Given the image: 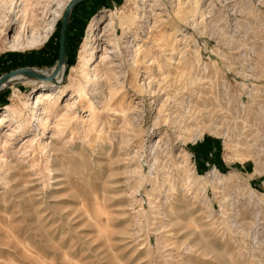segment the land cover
Segmentation results:
<instances>
[{"label":"rangeland","instance_id":"374dc122","mask_svg":"<svg viewBox=\"0 0 264 264\" xmlns=\"http://www.w3.org/2000/svg\"><path fill=\"white\" fill-rule=\"evenodd\" d=\"M64 1L51 10L63 13ZM134 1L150 26L137 29V59H155L137 64L153 77L142 95L121 73L125 88L97 105L91 128L58 110L56 134L29 113L41 81L0 90V114L9 106L32 122L30 134L0 124V264H264V0H199L189 27L175 0H83L71 10L63 83L90 20L104 14L102 28L109 13L130 16ZM60 20L45 42L14 49L0 23V75L52 70ZM40 141L58 149L47 169Z\"/></svg>","mask_w":264,"mask_h":264},{"label":"bare ground","instance_id":"6f19581e","mask_svg":"<svg viewBox=\"0 0 264 264\" xmlns=\"http://www.w3.org/2000/svg\"><path fill=\"white\" fill-rule=\"evenodd\" d=\"M54 1L58 2L59 0ZM70 1L71 0L64 1L63 9ZM51 2L52 0H0V23L3 24V34L5 35L4 39L8 47L12 49L22 46L32 47L46 41L62 13V7L58 10H51ZM199 4V0H175V5L172 9L174 16L176 19L187 24V26L188 24L193 26L195 25L194 23L196 18L201 17L203 14ZM137 5L138 4L134 1L136 11L127 17L122 14L114 15L109 13L107 22L102 28L100 25L106 20L104 14H100L98 17L90 20L80 46L78 57L79 62L75 68V76L72 78L67 77L69 78L68 82L63 83L64 73L66 70L64 60L59 72L54 76L53 80H39L41 81L40 86L37 89H32L31 94H34L35 96L32 97L31 102L27 104L30 111L29 113H31V118L33 122L35 121V125L39 124V128H48L52 132H56V134H61L64 129L63 126L60 125L62 123H56L57 121L52 119L53 114L59 110L58 112H61L60 116H65L64 114H67L68 116V113L73 114L71 121L75 126L79 124L81 127L91 128L93 124L96 123V118L93 114L97 110V105H101L102 108L106 107L111 103H109V101L114 99L115 96H117L118 91L124 87V82H118V75L121 73L123 74V79L127 80V87L131 88L135 93H137V91H142V95V93H144L143 91L147 90L145 89V86L152 80L153 77L148 75V69H143L142 73H139L137 64H146L147 66L153 63L152 60L155 59H151L152 56L147 59H144L143 57V60L137 59V40L140 37L139 33H137V29H141L143 31L145 28L148 29L150 27L145 13V7H140L141 14H139V12H137ZM50 10L52 11L51 13ZM165 45V48L169 47L166 51L171 53V44ZM179 48L181 47L179 46ZM30 69L45 76L50 75L53 70V68L49 71H41L35 68ZM24 77L25 76L22 74H17L13 78L3 82L0 86V90L8 85L9 82H14L16 78L21 80ZM156 89L159 90V88ZM67 91L71 92L68 96H73L74 99L68 101V104L66 103L62 105L64 106L63 108L60 104H58V97L59 95L65 94ZM52 94L53 96H51ZM121 104L123 103L121 102ZM78 107L80 108L79 113L85 114V117L78 115L76 111ZM8 112H11V117ZM18 115H20V111L17 108L6 106L4 112L0 114V124L2 125L6 121H14L16 124L15 127H19L20 124H23L22 133L30 134L29 131L32 129V122L24 124L22 123L21 117H17ZM67 116H65L66 119ZM54 118H56V116H54ZM68 124L71 125V123ZM25 142H29V140H25L22 144ZM35 147H38V152L40 155H43L42 159H40L41 162L43 161L44 168L47 169L48 167H45L46 164L50 161V159H52L53 152L55 153L58 149L48 147L46 141H40ZM37 159L38 157L33 159L30 164H36L35 161H37Z\"/></svg>","mask_w":264,"mask_h":264},{"label":"water","instance_id":"95a60500","mask_svg":"<svg viewBox=\"0 0 264 264\" xmlns=\"http://www.w3.org/2000/svg\"><path fill=\"white\" fill-rule=\"evenodd\" d=\"M83 0H71L67 6L65 7L62 15H61V20H60V26H59V31H58V54H57V60L56 63L53 67V70L50 75L45 76L35 70H32L28 67H19L13 70H10L8 72L3 73L0 75V86L2 85L3 82L7 81L8 79L13 78L17 74H22L25 77H30L34 78L37 80H42V81H51L53 80L54 76L59 72L65 57H66V45H65V40H66V30L71 14L72 8L82 2Z\"/></svg>","mask_w":264,"mask_h":264},{"label":"trees","instance_id":"16d2710c","mask_svg":"<svg viewBox=\"0 0 264 264\" xmlns=\"http://www.w3.org/2000/svg\"><path fill=\"white\" fill-rule=\"evenodd\" d=\"M71 17H72V12H71V14H70V18H69L68 25H69V23H70ZM67 29H68V26H67ZM66 37H67V30H66ZM65 45H66V40H65Z\"/></svg>","mask_w":264,"mask_h":264},{"label":"crops","instance_id":"0c3cea01","mask_svg":"<svg viewBox=\"0 0 264 264\" xmlns=\"http://www.w3.org/2000/svg\"><path fill=\"white\" fill-rule=\"evenodd\" d=\"M76 5H77V4H76ZM76 5H75V6H76ZM75 6H74V7H75Z\"/></svg>","mask_w":264,"mask_h":264}]
</instances>
